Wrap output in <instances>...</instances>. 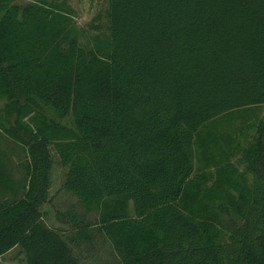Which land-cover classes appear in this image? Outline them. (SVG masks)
<instances>
[{
    "label": "trees",
    "instance_id": "1",
    "mask_svg": "<svg viewBox=\"0 0 264 264\" xmlns=\"http://www.w3.org/2000/svg\"><path fill=\"white\" fill-rule=\"evenodd\" d=\"M0 11V257L81 264L101 242L113 264H264V114L229 127L264 106V0H109L91 49L43 0ZM53 156L83 209L66 228L41 209Z\"/></svg>",
    "mask_w": 264,
    "mask_h": 264
},
{
    "label": "rangeland",
    "instance_id": "2",
    "mask_svg": "<svg viewBox=\"0 0 264 264\" xmlns=\"http://www.w3.org/2000/svg\"><path fill=\"white\" fill-rule=\"evenodd\" d=\"M9 4L25 5L30 2L39 0H6ZM52 7L67 11L72 16L73 34L76 36L80 47L91 49L95 46L106 45L109 40V21L107 17V8L109 0H43ZM3 11H0V19ZM4 101H0V122L7 126L8 121L4 115ZM44 112L47 117L62 126L74 129V123L71 115L59 118L51 108H45ZM246 112V111H245ZM244 112V113H245ZM250 115L246 119H242L240 112L234 113V118L230 128H241L242 125L250 122L253 118L261 117L264 114V106L253 107L249 110ZM253 133V129L245 130V136ZM243 141V140H242ZM9 142L2 141V147H9ZM12 147V145H11ZM17 150V149H15ZM18 151V150H17ZM22 154H15L13 161L19 163V159H23ZM54 163L49 171L48 194L47 201L42 205L41 209L45 213L44 220L47 225L52 228H66V224L59 221L56 217L57 213L75 211L80 213L83 211L76 199L63 188L66 177V169L61 167L57 159L53 156ZM16 176L19 173L15 171ZM79 260L82 264H113L115 261V253L110 243H96L93 249L81 250ZM87 254L88 260L84 261V254ZM0 264H25L24 254L21 249L16 247L8 252L4 257L0 258ZM84 261V262H83Z\"/></svg>",
    "mask_w": 264,
    "mask_h": 264
},
{
    "label": "crops",
    "instance_id": "3",
    "mask_svg": "<svg viewBox=\"0 0 264 264\" xmlns=\"http://www.w3.org/2000/svg\"><path fill=\"white\" fill-rule=\"evenodd\" d=\"M97 243H101V242H97ZM102 244H105V243H102ZM11 251V250H10ZM9 251V252H10ZM8 253V252H7ZM7 253H5L4 255H3V257L7 254ZM80 253H82L80 250H78V249H75V255L79 258L80 257ZM83 254H84V258H83V260L85 261H87L89 258H88V256H87V254H85L84 252H83ZM1 258V257H0ZM1 261V260H0ZM83 261V262H84ZM82 264V263H81Z\"/></svg>",
    "mask_w": 264,
    "mask_h": 264
}]
</instances>
